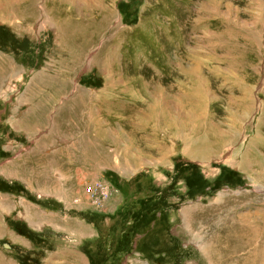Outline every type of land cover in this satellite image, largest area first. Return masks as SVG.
<instances>
[{"label": "rangeland", "instance_id": "obj_1", "mask_svg": "<svg viewBox=\"0 0 264 264\" xmlns=\"http://www.w3.org/2000/svg\"><path fill=\"white\" fill-rule=\"evenodd\" d=\"M41 1L0 0V264H264V171L241 163L253 138L264 163V0H106L89 53L96 2L65 0L88 24L74 66ZM112 42L104 74L106 49L89 58ZM167 53L202 74L201 101ZM158 91L171 132L140 117ZM189 120L220 132L213 153L187 154Z\"/></svg>", "mask_w": 264, "mask_h": 264}, {"label": "bare ground", "instance_id": "obj_2", "mask_svg": "<svg viewBox=\"0 0 264 264\" xmlns=\"http://www.w3.org/2000/svg\"><path fill=\"white\" fill-rule=\"evenodd\" d=\"M105 1L106 0H95L96 4L94 6H95V8H97V13H99V17L97 18V20L95 21V23L90 22L91 25H92V28H91L92 30L88 34H84V32L86 30L85 26L87 27V25H88L87 22L86 23L85 22L83 23L81 21H75V19H73L70 16V14L67 13V10H66V8L64 6L65 0H42L41 1V5L40 6H42L43 9H46L47 11H52L55 14L56 20H58L57 21V24L59 26V34H60V37H61V40L60 41H61L63 47L67 49L66 50V53H71V64H72V66H74V65H76L78 63V61L80 60V55L82 53V51H81L82 50V46H80V45L79 46H75V47L72 46L75 43L76 36H81V35L84 34V40L82 42L84 45H86V42L89 41V44H87V46H86V49H87V52L88 53L91 51V49L97 43V42L94 41V43L92 45H90L91 42H92V40L94 39V37L97 36L96 38L99 40L100 38L107 36V33L105 32V29L108 27V25L111 24L109 22L111 21V18L114 15V10L112 9V7H113L112 6V3L109 6V4H107L108 2L106 3ZM107 1H109V0H107ZM36 2H37V0H35L34 5H36ZM33 7H31V5L30 6L28 5V8H26V9H33ZM32 14H33V12L31 13V15ZM30 17H32V16H30ZM159 29H161V28L160 27H157V30H159ZM125 30H127L128 33L131 32L128 29H125ZM135 31H136L135 36L138 33H143L144 34L143 41H145V40L149 41L150 40V41L155 42L156 40H158V37H155L154 35H152V33H149V31L147 30V28L145 30V26L138 25ZM163 40H164V37H163ZM158 42H159V44L161 43L160 40H158ZM102 47H104V51L106 49V52L105 53H106V56L107 57L104 59L101 69H102V71H103L104 74L107 73V72L108 73H111V72H113L115 70V68H118L119 67V64H120L119 63L120 62V57H119V54H118L119 53V51H118L119 50V47H118V44H116L114 42H112V44L111 43H108V44L107 43H103V45H101L100 49H98L96 52H94L90 56V58H89L90 59V65L95 64L97 62V59H98V56L100 54V51H101V48ZM88 48H91L90 51L88 50ZM163 52H166V51H163ZM184 59L185 58H181V59H178L177 58V59H174V58H172L169 55V53H167V54L164 55V61H165L166 65L169 66V67H172L175 70L173 72H175L178 75H184L185 77L188 78L189 86H190L189 89H191V90L189 92V96L184 95V98L186 100H192V101H198L199 102V101L202 100L201 99V96L202 95H201L200 87L204 84V83H202V80H203L202 77H201L202 74L197 69H194L191 66H188V65L185 66V63L187 62V60L185 61ZM163 65H164V63H163ZM115 71L117 72V70H115ZM169 75H171V71L169 72ZM111 76H112V74H111ZM113 77H114V75H113ZM175 77H179V76H175ZM107 80H109V81L106 83L105 86L106 87H110L111 86V84H110L111 83L110 77H108ZM126 80H127V78L124 76L123 79L118 78L116 81L118 82V84H124V83H127ZM63 86H64V84H63ZM154 86H155V84L151 85L150 87L152 88ZM203 87H204V85H203ZM60 90H62V89H60ZM165 92L166 91H158V93L157 92H153L152 100H153L154 105L153 104H150L147 108L145 107L148 110V113L145 114V113L142 112L140 117L142 119H148L151 122H156V123L158 122V124L156 126V129H158L159 128V125H161V124L168 125V127L170 128V131L169 132H171V131H173L172 130L173 129V123L171 121L172 118H171V115H170L171 113H168L170 111L168 109H165L164 110L165 105H162V104H168V103H170V101L174 100L175 93H173L172 96H168L167 93L165 94ZM183 94H185V93H183ZM178 96H179V92H177V97ZM181 102H183V101H181ZM41 108H43V107H41ZM182 122L184 123V125H179L178 124V125H176L174 127L176 128L177 131L178 130L182 131L183 127L186 126V124H187V126L190 125L189 126L190 128L188 127V129H189L190 134L192 133L191 134L192 137L189 139L190 142L189 141L188 142L190 143V145H192V148L188 145L189 148L187 150L188 151L187 154L189 156H194V157L199 156V157H203V156H208L209 154H211V153L214 152V146L212 144V140H216V139H220L221 140L222 139V135L220 134V132L217 133L215 131L216 132V135H214V137H213L215 139H213V138L211 139L209 132L201 131L200 126L198 125V123H193L190 120L189 121H182ZM156 129H153L154 130L153 133L155 135L157 134V130ZM198 132H200V133H198ZM182 139L184 140L183 137H182ZM253 139L254 140H252L250 143L248 142L249 144L246 147V150L244 151L243 156L241 157L242 166L245 165L246 163H249V161L251 160L250 164H253L256 167L261 168L264 171V165H263L264 163L263 164L261 163L260 158L256 154V150H255V153H254L252 151V149H251V147L253 146L252 144L254 143V141L255 140H258L259 138H253ZM184 141H186V139ZM250 149H251V151H250ZM252 242H253V239H251V238H249L247 240V244H249V245L252 244ZM240 243H241V241L239 242V245H240Z\"/></svg>", "mask_w": 264, "mask_h": 264}]
</instances>
